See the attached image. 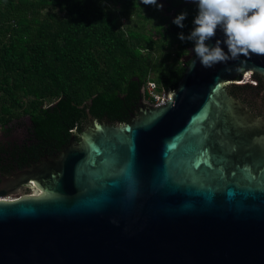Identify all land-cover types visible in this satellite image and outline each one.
<instances>
[{
    "label": "water",
    "instance_id": "95a60500",
    "mask_svg": "<svg viewBox=\"0 0 264 264\" xmlns=\"http://www.w3.org/2000/svg\"><path fill=\"white\" fill-rule=\"evenodd\" d=\"M158 3L187 37L197 5ZM193 49L159 104L131 78L0 127V264H264V55L207 69Z\"/></svg>",
    "mask_w": 264,
    "mask_h": 264
},
{
    "label": "trees",
    "instance_id": "16d2710c",
    "mask_svg": "<svg viewBox=\"0 0 264 264\" xmlns=\"http://www.w3.org/2000/svg\"><path fill=\"white\" fill-rule=\"evenodd\" d=\"M169 20L140 0H0V127L44 121L61 98L126 96L131 78L146 100L148 81L161 90L181 68Z\"/></svg>",
    "mask_w": 264,
    "mask_h": 264
},
{
    "label": "clouds",
    "instance_id": "9594fccd",
    "mask_svg": "<svg viewBox=\"0 0 264 264\" xmlns=\"http://www.w3.org/2000/svg\"><path fill=\"white\" fill-rule=\"evenodd\" d=\"M145 6L162 10L158 0H140ZM197 5L194 28L186 37L183 32L178 39L194 42L195 57L204 68L226 63L240 56L264 55V0H191ZM187 11H182L172 21L183 29ZM221 30L224 39H216L215 45L207 42ZM226 45L227 53L221 45ZM195 60L192 61V66Z\"/></svg>",
    "mask_w": 264,
    "mask_h": 264
},
{
    "label": "built area",
    "instance_id": "2783aa9c",
    "mask_svg": "<svg viewBox=\"0 0 264 264\" xmlns=\"http://www.w3.org/2000/svg\"><path fill=\"white\" fill-rule=\"evenodd\" d=\"M142 93L146 95L145 103L156 105L159 104V101L162 97V91L158 89L157 85L148 81L145 86L142 88ZM16 200L12 199L11 201Z\"/></svg>",
    "mask_w": 264,
    "mask_h": 264
},
{
    "label": "rangeland",
    "instance_id": "374dc122",
    "mask_svg": "<svg viewBox=\"0 0 264 264\" xmlns=\"http://www.w3.org/2000/svg\"><path fill=\"white\" fill-rule=\"evenodd\" d=\"M249 74H244L240 80V84H244V83H248V84H251V85H256V83L252 82V81H249ZM25 123H29V120L27 118H22V122L20 124H25ZM40 195V192L39 193H36L35 195H32L34 197H38ZM32 196H28V197H32ZM0 200H5L4 198L3 199H0ZM6 201H9V200H6Z\"/></svg>",
    "mask_w": 264,
    "mask_h": 264
},
{
    "label": "flooded vegetation",
    "instance_id": "af4514ba",
    "mask_svg": "<svg viewBox=\"0 0 264 264\" xmlns=\"http://www.w3.org/2000/svg\"><path fill=\"white\" fill-rule=\"evenodd\" d=\"M142 100V102H144L145 103V101H144V99H141ZM36 190H39V188L37 187L36 188ZM39 192L41 193V191L39 190Z\"/></svg>",
    "mask_w": 264,
    "mask_h": 264
}]
</instances>
